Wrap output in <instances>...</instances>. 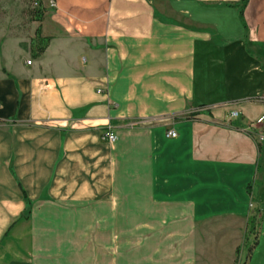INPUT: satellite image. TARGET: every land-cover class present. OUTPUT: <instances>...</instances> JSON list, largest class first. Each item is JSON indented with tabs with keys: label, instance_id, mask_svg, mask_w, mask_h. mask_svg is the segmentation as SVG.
I'll use <instances>...</instances> for the list:
<instances>
[{
	"label": "crops",
	"instance_id": "1",
	"mask_svg": "<svg viewBox=\"0 0 264 264\" xmlns=\"http://www.w3.org/2000/svg\"><path fill=\"white\" fill-rule=\"evenodd\" d=\"M237 3L42 0V54L0 35V264H72L94 236L114 264H233L253 215L239 258L264 264V0L246 29Z\"/></svg>",
	"mask_w": 264,
	"mask_h": 264
},
{
	"label": "rangeland",
	"instance_id": "2",
	"mask_svg": "<svg viewBox=\"0 0 264 264\" xmlns=\"http://www.w3.org/2000/svg\"><path fill=\"white\" fill-rule=\"evenodd\" d=\"M28 0H0V35L3 40L8 43V41H18L21 46H27L30 48L31 52L34 53V30L36 27V22H32L29 11L34 8ZM5 43V44H6ZM16 43V42H15ZM2 56V55H1ZM114 222V221H113ZM98 228H94L92 234L96 233ZM247 232V231H246ZM245 232V234H246ZM252 237V236H251ZM253 239V238H251ZM80 246L83 245V238L77 239ZM91 252L84 254L83 252L77 254L75 257L72 256V264H114L115 263V251H116V238L115 237H97L94 236L89 239ZM130 239L127 241L125 239L124 243V260L130 261L132 253L130 248ZM140 247L145 245V247H153L157 250L159 247L157 239L150 238H140ZM251 244L248 242V245ZM246 247L242 246V253ZM135 259L144 260L147 256L145 253H134ZM157 256V254H156ZM155 256V258H156ZM158 257V256H157ZM164 257V260H163ZM175 258V256H173ZM166 258V259H165ZM171 254L160 255L159 259L156 258L157 262H170ZM239 264L242 263L243 259L239 258Z\"/></svg>",
	"mask_w": 264,
	"mask_h": 264
},
{
	"label": "trees",
	"instance_id": "3",
	"mask_svg": "<svg viewBox=\"0 0 264 264\" xmlns=\"http://www.w3.org/2000/svg\"><path fill=\"white\" fill-rule=\"evenodd\" d=\"M30 1V3L32 5H35L34 8H32L29 11L30 17L32 22H36L38 24L37 28L35 29L34 35H35V39H34V55L38 56L40 54H42V52L44 51L45 47L47 46L48 42H49V38L47 37H42L40 34V24L43 21L44 18V13H45V9L43 8L42 5V0H28ZM249 0H238V3L235 5H230L232 7H235L238 11V16L240 21L243 23V12L248 4ZM244 25V23H243ZM244 29H246V26L244 25ZM202 107H199L196 110L193 111H189L186 114V118L187 119H193L199 111H201ZM199 110V111H198ZM256 230H257V219L255 217V215L249 217L247 224H246V234L244 236L243 239V244L247 247L246 248V254L247 257L250 256L251 251L253 250L254 246L256 245ZM252 236V243L247 246V241L248 238ZM239 253H240V248L237 247L235 250V260L233 262V264H239ZM244 264V263H242Z\"/></svg>",
	"mask_w": 264,
	"mask_h": 264
},
{
	"label": "built area",
	"instance_id": "4",
	"mask_svg": "<svg viewBox=\"0 0 264 264\" xmlns=\"http://www.w3.org/2000/svg\"><path fill=\"white\" fill-rule=\"evenodd\" d=\"M26 64L30 65L31 61H27ZM237 115L238 114L236 112H232L230 114V117L235 118V117H237ZM260 122H262V119L259 121V123ZM176 136H177V134L174 130L167 131V133H166L167 138L173 139ZM101 139L107 143H113L115 141L116 137H115V134L110 130V128L107 127L106 131L102 134Z\"/></svg>",
	"mask_w": 264,
	"mask_h": 264
}]
</instances>
